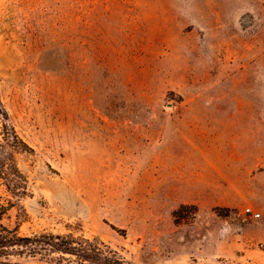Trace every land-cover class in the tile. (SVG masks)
I'll return each instance as SVG.
<instances>
[{"label": "rangeland", "instance_id": "rangeland-1", "mask_svg": "<svg viewBox=\"0 0 264 264\" xmlns=\"http://www.w3.org/2000/svg\"><path fill=\"white\" fill-rule=\"evenodd\" d=\"M0 90L36 150L0 264H264V0H0Z\"/></svg>", "mask_w": 264, "mask_h": 264}, {"label": "trees", "instance_id": "trees-1", "mask_svg": "<svg viewBox=\"0 0 264 264\" xmlns=\"http://www.w3.org/2000/svg\"><path fill=\"white\" fill-rule=\"evenodd\" d=\"M35 153V148L13 124L0 90V187L17 197L30 195V180L21 166V157H30ZM10 206H15L14 201L9 198L4 203L0 195V248L13 247L30 240L29 237L20 236L18 228L11 229L2 223ZM34 242H44L52 251L60 253L62 259H67L65 254H71L73 257L67 264H129L108 245H99L84 235L71 232L43 233L35 237Z\"/></svg>", "mask_w": 264, "mask_h": 264}, {"label": "built area", "instance_id": "built-area-1", "mask_svg": "<svg viewBox=\"0 0 264 264\" xmlns=\"http://www.w3.org/2000/svg\"><path fill=\"white\" fill-rule=\"evenodd\" d=\"M247 212L252 213L254 216H260L261 213L260 212H255L251 207H247Z\"/></svg>", "mask_w": 264, "mask_h": 264}]
</instances>
